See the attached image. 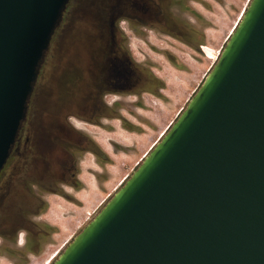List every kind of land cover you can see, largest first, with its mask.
<instances>
[{
    "label": "water",
    "instance_id": "water-1",
    "mask_svg": "<svg viewBox=\"0 0 264 264\" xmlns=\"http://www.w3.org/2000/svg\"><path fill=\"white\" fill-rule=\"evenodd\" d=\"M70 1L0 0V171ZM51 264H264V0H250L178 118Z\"/></svg>",
    "mask_w": 264,
    "mask_h": 264
},
{
    "label": "flooded vegetation",
    "instance_id": "flooded-vegetation-1",
    "mask_svg": "<svg viewBox=\"0 0 264 264\" xmlns=\"http://www.w3.org/2000/svg\"><path fill=\"white\" fill-rule=\"evenodd\" d=\"M165 1L196 2L209 9L202 0H117L113 8L105 3L102 12L97 9L90 14L92 26L97 29L94 35L69 34L66 47L53 48L52 41L67 5L45 60L56 49L60 61L69 60V69L63 72H70L72 79L64 82V101L59 109L41 106L39 95L35 94L39 79L36 82L26 118L0 171V238L14 241L24 231V247L29 245L26 250L35 255L42 253V244L55 241L52 227H37L34 222L46 208L43 197L56 196L77 203L74 193L86 186L81 178L82 158L92 155L98 162H109V148L121 149L114 140L102 145L86 126L102 127V119L108 118L119 120L131 135L140 134V107H144L140 96L147 93L161 97L164 85L154 77L152 68L135 59L130 34L153 29L196 54L201 49L206 52L199 7L191 3L188 6L194 21L187 28L177 22L178 15L171 6L166 8ZM181 4L177 9L182 8ZM41 86L45 88L47 83ZM126 148L123 149L132 151L133 147Z\"/></svg>",
    "mask_w": 264,
    "mask_h": 264
},
{
    "label": "rangeland",
    "instance_id": "rangeland-1",
    "mask_svg": "<svg viewBox=\"0 0 264 264\" xmlns=\"http://www.w3.org/2000/svg\"><path fill=\"white\" fill-rule=\"evenodd\" d=\"M202 1L208 3L209 9L190 1H183L182 4L180 1H165V6L166 8L171 6L172 12L179 17L177 22L184 23L187 28L194 21L188 6L191 3L193 7H199L204 21L201 27L205 31L206 39L202 46L212 51L208 53L205 48L208 55L202 49L201 53L196 54L185 45L176 43L171 37L153 29L140 30L138 34L129 35L135 59L140 61V65L147 64L152 68L154 77L163 83L164 88L160 92L162 96L147 93L140 96V104L144 105L143 108L140 107V134L131 135L122 128L119 120L108 118L102 119V127L86 126L102 145L114 140L121 149L109 148V162H98L92 155H85L82 158L81 178L86 182V186L84 190L74 193L73 199L77 203L56 196L43 197L46 208L34 222L37 227H52L51 236L55 241L42 244V253L35 255L28 253L24 247L27 234L24 231L14 241L11 238L6 240L0 238V264H47L51 261V256L56 251L60 253L94 217L178 118L217 61L250 2V0ZM180 4L183 5L182 8L177 9ZM97 9L98 12H102V0H71L64 20L52 41L53 48L66 47L69 44L66 43L69 39L66 36L69 34L83 37L94 35L97 29L92 26L90 14L95 13ZM208 21L209 25L206 26L205 22ZM55 51L56 49H53L50 57L45 60L46 63L44 61L35 94L39 95L42 107L48 105L59 109L64 101V82L71 80L72 75H69L70 72H63L69 69V60L65 58L60 61L59 54H55L57 52ZM44 83H47L45 88L41 86ZM89 132L87 133L90 135ZM130 145L133 147L132 151L123 149H128L126 147Z\"/></svg>",
    "mask_w": 264,
    "mask_h": 264
},
{
    "label": "bare ground",
    "instance_id": "bare-ground-1",
    "mask_svg": "<svg viewBox=\"0 0 264 264\" xmlns=\"http://www.w3.org/2000/svg\"><path fill=\"white\" fill-rule=\"evenodd\" d=\"M206 50H207V52L209 53V51H212L211 49H209V48H206ZM214 57V56H213ZM164 135V134H163ZM59 255V252L57 253V255H55V257H53L52 259H51V261H49L47 264H51L52 262H53V260L57 257Z\"/></svg>",
    "mask_w": 264,
    "mask_h": 264
},
{
    "label": "built area",
    "instance_id": "built-area-1",
    "mask_svg": "<svg viewBox=\"0 0 264 264\" xmlns=\"http://www.w3.org/2000/svg\"><path fill=\"white\" fill-rule=\"evenodd\" d=\"M88 216H90V215H88ZM58 252H59V251H56V252L51 256L50 259H52L53 257H55V255H57Z\"/></svg>",
    "mask_w": 264,
    "mask_h": 264
},
{
    "label": "trees",
    "instance_id": "trees-1",
    "mask_svg": "<svg viewBox=\"0 0 264 264\" xmlns=\"http://www.w3.org/2000/svg\"><path fill=\"white\" fill-rule=\"evenodd\" d=\"M26 249H29V245L26 246Z\"/></svg>",
    "mask_w": 264,
    "mask_h": 264
}]
</instances>
